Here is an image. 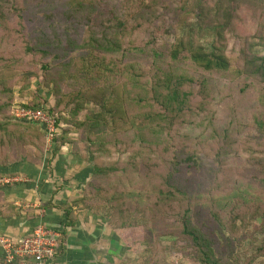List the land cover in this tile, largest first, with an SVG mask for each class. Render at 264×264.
Returning <instances> with one entry per match:
<instances>
[{"label":"rangeland","instance_id":"rangeland-1","mask_svg":"<svg viewBox=\"0 0 264 264\" xmlns=\"http://www.w3.org/2000/svg\"><path fill=\"white\" fill-rule=\"evenodd\" d=\"M201 4L207 12L215 8L194 35L197 43L214 39L207 29L221 23L228 55L251 48L264 56L263 0H0V57L42 78L0 85V124L21 141L10 142L1 129L0 153L10 147L16 158L27 150L39 153L34 166L48 171L63 154L76 160L77 170L92 172L82 157L88 153L95 165L108 168L99 180L111 201L96 195L89 200H105L106 207L81 210L100 216L113 232H130L127 264H202L183 234L186 218L225 262L264 264V83L237 73L239 67L208 71L186 54L173 57L184 19L196 21L191 14ZM235 8L239 16L230 17ZM84 56L91 74L100 76L96 85L125 100L134 119L128 131L102 123L98 132L90 123L82 127L93 104L73 119L65 111L68 123L57 109L53 138L36 122L13 119L21 105L44 101L48 110L78 90L82 79L74 69ZM172 90L179 92L178 107L168 100ZM25 124L41 129L31 132L36 144L27 130L22 134ZM91 176L67 198L73 212L81 206L72 201L80 202ZM31 183L25 175H0V214L39 215L37 197L17 205L12 196ZM59 183L54 186L61 198Z\"/></svg>","mask_w":264,"mask_h":264},{"label":"trees","instance_id":"trees-1","mask_svg":"<svg viewBox=\"0 0 264 264\" xmlns=\"http://www.w3.org/2000/svg\"><path fill=\"white\" fill-rule=\"evenodd\" d=\"M212 9L210 10L208 9L207 12L206 6L204 4L203 5L201 4L199 10L195 9L193 10L194 13L191 14L194 17L197 16L196 21L195 18L189 22L184 19V22H186V27L182 29L183 34L179 38L178 43H176L173 46V50H172L173 57L179 58L181 55L186 54L199 67L208 71L211 70L233 71L237 69V67H239V69L236 70L237 73L248 75L250 77H253L256 81L264 83V56L260 55L259 53L255 54V52H253L251 48H242L240 53L237 55L234 54L233 57L228 55L227 53L228 45L226 42V36L222 30L223 26L221 25V23L218 24L214 23L212 27L207 29L209 34L214 36V39H205V41H199V43L196 42L194 35L203 32L202 20L207 19L208 22L210 16H206V14L210 13ZM236 12L237 10L235 8V10L228 15L230 17L233 16L234 18H236L239 16ZM3 17L4 14L0 12V19H3ZM262 28H264V26H262ZM105 49L112 50V48H108V46ZM86 60L87 59L85 56L82 57L80 65L75 66L74 69V71L77 73L76 76H79V78L82 79L81 81L82 85L80 84L81 87L78 88V90H76L75 92L65 94L61 99L57 100L54 106H51L50 104V108L48 110L43 108L45 103L44 101L39 105L34 103L24 104L19 106L18 108L26 109V110H34V111L43 110L46 114L53 117L54 119L56 117V112L58 109V111H60L59 117H61L63 121L68 123L70 122V119H68L63 115L65 111L67 112L69 111L70 116L73 119L74 117L79 116L80 113H82L88 106L93 104L95 108L94 110H91L89 112L85 122H83L84 124L81 125L82 127L86 126L87 123H90L91 128H93V132H98L101 130L100 127H102L103 124L104 126L112 130H115L116 132H119L120 130L128 131L131 125L134 123V119L129 113L128 106L125 105V100L119 95H117L115 92H112L109 89V86L106 87V86L96 85L95 82L100 78V76L98 75L96 77L91 74L92 71H89L90 67L87 65V62H85ZM90 63H92V61H90ZM44 68H48V67L44 66ZM95 69L97 72H99V70H101V64H96ZM16 77H20L22 80H26L28 83H31L36 79L39 80L42 79L37 72L17 70L10 63H8V61L0 57V85L4 87L11 79H14ZM168 100L170 103L174 102V105L178 107L179 104L181 103L179 99V92L177 90L176 91L172 90ZM13 119L15 121L20 120L16 116H14ZM24 127L25 128H23L22 134H24V130H27L28 132L27 135L31 137L29 143L36 144L38 142V138L36 135L33 136L31 134V132L34 133L35 128L28 124H25ZM1 129H4V126L2 124H0V130ZM35 130L39 132L41 131V129L39 130V128ZM4 131L10 134L8 135L10 142L15 144L21 142L19 141L20 135L17 136L12 135L14 132L6 128L4 129ZM55 135H58V132ZM103 148L104 146L101 147L102 151ZM11 149L12 147H10V151L7 152L6 155L3 154L2 152L0 153V169H1L0 175L16 176L18 174H21L28 177V172H27L28 168H30V166L39 165L38 161H36V157L38 156L40 159V154L36 152L32 154L29 153L27 150L24 151L22 154H20L18 158H16L13 157L14 152H12ZM91 155H93V152H91ZM57 156H58L57 152L56 153L54 152L52 154V157L50 159V165H51L50 168L53 167V161L56 159ZM82 157L84 159L86 158V161H89L92 164L91 165L92 168H94L92 172H91L92 169L89 170L92 176L90 180L91 183L89 182L87 190L89 189L90 192L86 193L87 191L86 190L83 193V196L81 195V197L77 198L78 201L80 202H77L75 200H73L72 202L77 205V208L81 206L80 210L81 209L89 210L91 208L93 209L94 207L93 205L97 204L96 209L98 208L97 212L100 213L101 212L100 210L106 207L105 203L107 201L101 199L99 203H93L89 199L93 198L96 195H98L99 198L104 197V195L105 197L108 195V193L105 192V190L102 188L103 186L100 184V180H99L100 178H102L107 174L108 168L95 165L94 163L95 161L94 162L92 161L93 156H90L88 153L86 156L83 155ZM25 164L27 165V169H22L23 165ZM19 166L21 168L20 171H13L16 167ZM49 172L50 173L53 172V169H49ZM101 190L103 191L104 194L103 193L100 194ZM55 197H56V191L54 190L51 200L45 203L42 202L43 209L46 210L49 208L51 209L58 208L53 204ZM107 199L108 201H111L112 198L110 199V197L107 196ZM3 202L5 203L6 200H4ZM115 202L116 201L114 200V203ZM71 207L72 205L69 206L68 204L63 208V211L67 214V219L69 220L67 226H72L75 223V220L72 219V215L74 214V212ZM0 216L3 218L12 217L4 213H1ZM121 228L122 227H120L119 230L115 229V231L120 235V237L128 247V236L130 235V232L122 230ZM183 234L191 238L193 247L195 249L196 258L202 264H234L233 262L227 263L224 261L222 257H219L213 247V244L210 242V239L206 237L204 234H202L198 229L192 227L187 218L183 223ZM134 239L136 240L137 237L135 236Z\"/></svg>","mask_w":264,"mask_h":264},{"label":"crops","instance_id":"crops-1","mask_svg":"<svg viewBox=\"0 0 264 264\" xmlns=\"http://www.w3.org/2000/svg\"><path fill=\"white\" fill-rule=\"evenodd\" d=\"M57 159L59 161L54 164L51 173L35 166L28 168V177L32 183L23 184L22 188L14 191L17 193L12 196H16L17 205L24 202H28L29 205V196L32 195L37 197L39 205L48 202L56 188L54 185L59 182L63 196L55 197V205H67L70 193L82 186L91 174L88 169L77 170L76 160L66 155L62 154ZM16 168L12 170H21L20 166ZM22 169H27V165H23ZM53 177L55 179L52 180ZM22 215L13 218L0 216V264H22V259L17 256L13 260L8 259V252L2 239L16 245L34 234L40 227L52 229L59 234L55 256L42 264H127L128 251L125 242L117 232H113L104 224L98 215L78 209L72 215V219L75 220L72 226H67L69 222L67 214L55 208L40 209L36 217ZM25 263L36 264L33 260H26Z\"/></svg>","mask_w":264,"mask_h":264},{"label":"built area","instance_id":"built-area-1","mask_svg":"<svg viewBox=\"0 0 264 264\" xmlns=\"http://www.w3.org/2000/svg\"><path fill=\"white\" fill-rule=\"evenodd\" d=\"M15 116L21 120L42 125L50 138H53L58 132L56 120L43 110L18 109ZM58 238L59 234L54 230L40 227L19 244L15 245L6 239H2V243L5 244L9 260H13L17 256L22 259V264H26V260H33L36 264H42L55 256Z\"/></svg>","mask_w":264,"mask_h":264}]
</instances>
